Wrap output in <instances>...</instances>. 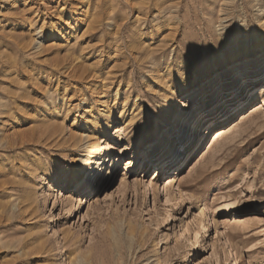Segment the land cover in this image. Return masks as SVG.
Segmentation results:
<instances>
[{
  "label": "rangeland",
  "instance_id": "rangeland-1",
  "mask_svg": "<svg viewBox=\"0 0 264 264\" xmlns=\"http://www.w3.org/2000/svg\"><path fill=\"white\" fill-rule=\"evenodd\" d=\"M63 1L59 8L50 0H0V111L7 107L9 114L5 125L0 115V186L11 178L13 158L20 161L25 151L22 160L39 165L36 173L41 175L42 167L49 172L37 178L40 210L34 220L6 223L17 201L10 191L0 193V264H264V48L246 53L264 29V0ZM41 16L59 25L47 40L32 20ZM182 46L188 52L182 75L194 85L189 94L178 91L168 117L158 116L159 102L148 84L151 67L165 60L145 57L166 49L171 59ZM75 60L81 63L78 75L99 76L92 92L89 79L81 82L62 72ZM56 63L62 71L51 72ZM256 66L263 74L253 79ZM18 70L25 84L37 80L46 93L35 87L27 93L31 99L9 103ZM227 88L236 92L228 102ZM93 93L104 96L106 105L115 98L112 105L123 117L126 112L124 123L114 118L113 137L106 139L110 150L102 149L105 138L89 155L56 146L61 129L66 137L87 139ZM211 97L217 120L226 106L245 107H234L226 127L205 133L177 165L162 169L164 152L179 135L172 130L176 113L190 106L202 118ZM157 122L158 136L141 147L144 128ZM5 140L28 145L2 149ZM109 151L114 162L108 165ZM84 157L92 167L105 163L101 188L89 193L99 175L94 169L80 174L82 188L64 191L70 169H82ZM171 180L175 199L168 203L164 186ZM70 195L72 214L63 204ZM205 203L207 218L198 210ZM225 206H232V214L217 216V228L215 215ZM69 230L73 241L66 239Z\"/></svg>",
  "mask_w": 264,
  "mask_h": 264
},
{
  "label": "bare ground",
  "instance_id": "bare-ground-1",
  "mask_svg": "<svg viewBox=\"0 0 264 264\" xmlns=\"http://www.w3.org/2000/svg\"><path fill=\"white\" fill-rule=\"evenodd\" d=\"M50 1H55V3L57 4V6L59 8L63 4H65V2L63 0H50ZM71 8H73V7H71ZM61 9H63V8H61ZM32 20L35 22L34 26L39 24L40 25L39 29L44 30L43 31L44 33L42 34V38L44 37L43 39L47 40V39L53 37L54 35H56V33H58L57 26H59V25H57V23H55L52 20V18H51V21L50 20L46 21L45 16H43V18L41 16L40 19L32 17ZM31 24H32V21H31ZM76 25H77V23H76ZM34 29H36V27ZM153 30L154 29H151L149 32L153 33L154 32ZM116 34H121V33L119 30H117ZM177 48H178V50L175 51L174 57H172L171 59L168 58V53H167L166 49H163L162 51L152 52L153 53L152 57H150V56L145 57L146 62H151L153 59L156 60L159 56H161V58H164V60H165V62H161V61L155 62L156 65L151 67V69H150L151 73L149 76L150 82L148 84L150 89H151V86L153 87L152 90L150 91V93L152 92V96L156 99V101L159 102V108H157V114H158V116H162V117L163 116L168 117L172 113L171 108H172L173 104L176 103V101L178 99L177 98L178 97L177 94H179L178 91L181 92L180 95L189 94L190 89L194 85V81H192L191 77H189L188 75H185V76L182 75V69L184 70V69L188 68V65L183 64V60H185V57H186V55H188V52L184 51L183 46L181 47V49L179 47H176L175 50ZM261 48H264V29L261 30V32H259L257 35L254 36V38L251 41L250 47H248L246 49V51H247L246 53H249L250 50H253L254 53H256ZM233 55H232L233 57H231V58H232V61H235V58H236L235 56H237V55L235 53H233ZM166 63L168 65H166ZM255 63H257V62H255ZM255 63H250V64L253 66V65H255ZM240 65H245V64H243V62L240 61ZM58 66H59V64H57V63L54 64L53 66H51L50 71L51 72L62 71L61 68ZM80 66H81V63H79V61L75 60L68 65V67L65 69V71H62V72L66 75V77H71L72 79L77 78V80L81 81V82L88 81L86 79H89L87 84H90V89L92 92V90L96 89L97 82L99 81L98 80L99 76L92 75L89 78L87 76H83L82 73L80 75H78ZM185 66H187V67H185ZM257 67L258 66L252 68V70L250 72V76L253 79H256L257 77H259L260 75L263 74V71L261 69H258ZM16 72L17 73L13 77L12 82H14L17 85V89H14L13 91L12 90L9 91L8 94L12 98V100H10L9 103H11L12 101L15 102V101H19V100L24 101V100L31 99V96H28V94H29L28 92L32 91L35 87H37V89H41L43 91V88L40 85L41 82L32 79V80H30L31 82L27 85V84H25V82L22 81V76L19 75L20 74L19 70ZM184 72L186 73L187 71H184ZM238 79L236 80L237 82H238ZM27 83H28V81H27ZM251 88L253 89V91L251 92V94H253V95H251V97L257 96V94L254 93L257 89L255 87L254 83L252 84ZM262 88L264 89V85L262 86ZM43 92H45V90ZM212 92H214V91H212ZM45 93H44V95H45ZM234 93H236V92L235 91L232 92L231 89L227 88V90H225L226 95H225L224 99H226V101L228 102L229 101L228 98L230 96H232ZM30 95H31V93H30ZM35 95H36V93H35ZM150 95L151 94H149V93L147 94V96H150ZM93 96H94V93H93ZM61 97H63V96H61ZM102 97H104V96H94V97H92L93 100L91 102H89L92 104H88V108H87L86 112L87 111L89 112V117H87L86 121H88L89 124H92V126H91L90 130L87 131L88 132L87 137H86L87 139H85L84 135H82V137H80L81 138V140H80L78 138H75L74 134L72 135L71 133H70V137H66L63 134V129L59 128L61 130L58 132L57 136L55 137V140H56L55 145L56 146L62 147L65 151L68 148H70L73 153H75V152L80 153L81 151H83V152L86 151V153L89 155V154H91L92 149L94 147H96V145L101 144L100 140H103L105 138V140H104L105 142H102V149L110 150V148L112 147V144L109 141L106 142V139L111 140L113 137V134L111 133V128L115 122L114 118L118 117L122 121V123H124L126 121V119H124L126 116V112L124 113L125 116L123 117L122 116L123 111H121L120 109L118 110L114 106V104H115L114 99L115 98L112 100L110 99L109 104L107 103L108 105H106L105 102H107V101H106V99L104 100V98H102ZM32 99H33V97H32ZM237 99H239V98L237 97V94H235L234 100H237ZM234 100H232V101H234ZM261 100H262L261 106L263 107L264 106V94H262ZM33 102H34V100H33ZM112 102L114 103L113 105H112ZM1 105H3V103H1ZM18 106H19V104H18ZM214 106H215V104H213V98L211 97L208 100V110L206 111L204 116H202V118L200 117V115L196 117L194 114V110L192 108L190 109V106H187L181 114L178 115V113H176L175 120L172 123L173 124L172 130H173V132H176V133L179 132V135L176 137V140L170 142L168 149L164 152V156L162 157V160H164L163 164H162L163 165L162 169L166 168V170H167L168 168H171V167L177 165V162L195 145V143L199 139L202 138V136H204L205 133H206V135H208L209 133H214L218 129L224 128L228 125L225 123L230 122L228 120V117H226V115L229 112H231V111L236 112V110L238 108H239V110L243 111V108L245 107V105H236V106H238V108L234 109V107H236L235 105L226 106V109H225L226 114L224 115V117L217 120L215 117ZM4 112L5 113L7 112V107H4V111L3 110L0 111V115L4 114L3 115L4 117L1 115L2 116L1 123H4V125H5L7 122V118L9 117V114H5ZM183 113H186V115L182 116ZM66 115L68 116V114H66ZM134 117L135 116H132V119ZM74 119H77V117H75ZM83 119L84 118L81 119L80 123L84 125ZM157 120L158 119L156 118V121ZM182 122H183V127L180 129L179 124ZM204 122L207 123V126H206L207 131H203V129H205L204 127L199 128L201 123H203L202 126H204ZM56 123H57V121H56ZM160 127H161V124H159V122H157L152 127L153 130L151 128L150 129L144 128V130H143L144 135L142 134L138 138V142L140 143V146L141 147L144 146L146 144L147 140L152 141L153 136L157 137L159 130H160ZM5 144H6L5 145L6 147H4L2 149H13L16 146L25 147L27 144V140L26 141L22 140L20 144H18L16 141L13 142L10 140H5ZM154 144L152 146H154ZM152 146H150V147H152ZM26 154H27V152L25 151L23 153V155L20 156V159H21L20 161L18 160V158H13L14 164L12 166L15 169H14V171L13 170L11 171V174H10L11 178L9 177L10 178V179L8 178L9 180L3 179L4 183L2 186H0V193L1 194L3 192L10 191L11 197L15 196V199L13 198V200L17 201L16 202L17 204H15L13 206V215L7 219L6 223L11 222L15 219H18L21 221H23V220H28V221L34 220V218H36L38 216V213L40 210V200H39L40 198H39V193H38L39 192L38 191L39 184L37 183V178L47 176V175H48L47 177H49V174H48L49 172H47V170H48L47 168L42 167L41 168L42 174L41 175L38 174L40 172V170H38L39 172L36 173L37 169H40V168H38L39 165L36 167L29 162L28 163L24 162L22 160V158ZM112 154L113 153H111V151H109V154H108L109 157H107L108 165L114 162L113 158H110L112 156ZM144 154H145L144 156H147L146 153H144ZM75 157L76 156H74V159H75ZM149 157H150V155L146 157L147 161H149L148 160ZM18 161H19V163L17 164ZM73 161L77 162V159H75ZM83 161H84V165L82 166V169H80L81 167L77 168V167H73V166L70 169V174L68 176V182L61 185V187L63 188L64 191L65 190L70 191L72 189H76V188H80V187L82 188V184L79 183V176H81L80 174L87 172L89 170L94 171V169H97L96 175L98 173H99V175L96 178H94V180L92 182V183L96 184L95 189L89 193L96 194V192L99 191V188H101L100 187L101 182L98 185H97V183H98V179H99L100 175H102V173L104 171L105 163L102 162V163L98 164V166L92 167V164H86L88 161V158H85ZM38 179H40V178H38ZM173 180H171L169 182V184L164 186V190L166 189L165 198H166V202H168V203H170L172 200L175 199V197L172 196V187H173V182H174ZM4 185H7V186H4ZM90 187H92V186H90ZM157 189H158V187L154 186L155 197H156ZM13 191H16V193H14ZM61 194H62V191H61ZM185 195H187V193L183 194V192L181 193V191H180L181 197H184ZM64 200L65 201H63V204H65V206H69V211L72 214L75 210V207H74L75 198H74V196L70 195ZM78 201H79V199H78ZM231 207L232 206H227V207L225 206L224 208L218 209L219 213L215 215L217 228H219V225H218L219 220H218L217 216L226 217V216L231 215L232 214ZM233 207H235V206H233ZM198 210H199L200 215L207 218L208 206L206 203L204 205V208L199 207ZM208 224H209V221H208ZM207 229L208 228H206V230ZM66 239L68 241H73L74 234L71 230H69L67 232ZM43 244H44V242H42V245ZM260 259L264 263V256L261 257Z\"/></svg>",
  "mask_w": 264,
  "mask_h": 264
}]
</instances>
